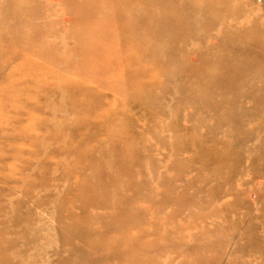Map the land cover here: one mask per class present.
Here are the masks:
<instances>
[{
    "label": "rangeland",
    "instance_id": "1",
    "mask_svg": "<svg viewBox=\"0 0 264 264\" xmlns=\"http://www.w3.org/2000/svg\"><path fill=\"white\" fill-rule=\"evenodd\" d=\"M163 1L0 0V264H264V0Z\"/></svg>",
    "mask_w": 264,
    "mask_h": 264
},
{
    "label": "bare ground",
    "instance_id": "2",
    "mask_svg": "<svg viewBox=\"0 0 264 264\" xmlns=\"http://www.w3.org/2000/svg\"><path fill=\"white\" fill-rule=\"evenodd\" d=\"M139 4H140V6H141V8L143 7L144 9H143V11H144V13H143V16H137V17H134V19L133 20H130L129 22H128V28H129V30L131 29V27L133 26V25H135V26H138L139 28H140V30H146V29H151L152 28V23L151 22H153V19H152V15H153V12H154V10L152 11V9H157V6H159V4H161L162 6L164 5V3H169V2H164L163 0H136ZM146 10L147 11H149L150 12V14H149V12H146ZM152 11V12H151ZM142 14V13H141ZM195 23V22H194ZM177 27H178V25H177ZM150 38H152V36L151 37H147V36H145L144 35V37L143 38H140L139 39V41H142L143 39L145 40V41H147V42H149L148 41V39H150ZM161 38V37H160ZM139 41L138 42H132L134 45H137L138 43H139ZM150 44H151V42H149ZM149 49L150 50H153V48L149 45ZM25 51L26 50H22V52L23 53H25ZM141 51V53H144V52H142V50H140ZM134 53H135V56H139V54L137 53V51H134ZM156 55V54H155ZM205 56H207V55H205ZM164 57V56H163ZM208 57V56H207ZM206 57V58H207ZM205 58V57H204ZM164 59H165V57H164ZM136 60H137V58H136ZM202 60V59H201ZM125 64H127L126 63V60H125ZM132 65V64H131ZM132 68H133V70H135V69H140V72H145L146 73V76L144 77V80L143 81H147L148 79H149V76H148V74H147V72H149V71H146V68L144 67H138V66H136V65H133L132 66ZM194 72H198V74L201 76V77H204V76H207L206 75V73H204V72H202V71H200V70H196V71H194V70H192V71H189V72H187L188 73V75H191L192 73H194ZM163 74V73H162ZM163 76V75H162ZM210 76V75H209ZM212 78V77H211ZM235 74L231 71L230 72V74H228L227 75V82H226V85H225V87H231V85H233V83L235 82ZM154 79H155V77H154ZM151 80V79H150ZM183 87H185V85L183 84ZM215 87H217V86H215ZM199 88V87H198ZM138 89V88H137ZM201 92H202V90H201ZM199 94H200V92L198 91V92H196V91H194L193 93H192V96H194V97H196V98H198V96H199ZM189 96V95H188ZM126 107V106H125ZM136 123V122H135ZM185 140V139H184ZM174 148V147H173ZM231 161V160H230ZM234 161V160H233ZM236 162L237 161H239V160H235ZM234 161V162H235ZM241 161V160H240ZM238 163V162H237ZM233 164H236V163H233ZM240 164V163H239ZM183 165V164H182ZM241 165V164H240ZM230 166H231V164H230ZM229 166V167H230ZM241 167V166H240ZM226 168H227V166H226ZM236 168V167H235ZM227 170V169H226ZM234 184V183H233ZM232 184V186H234ZM106 183H105V187H106ZM213 190H215V189H213ZM212 190V191H213ZM216 191V190H215ZM217 191H219V189L217 190ZM216 193V192H215ZM218 193V192H217ZM225 203H227L226 201H225ZM233 203V202H232ZM231 203V204H232ZM224 204V203H223ZM222 204V205H223ZM221 205V206H222ZM225 205V204H224ZM226 206V205H225ZM231 206V205H230ZM225 208V207H224ZM236 208V207H235ZM226 209H227V206H226ZM228 212V211H227ZM254 212V211H253ZM257 216V215H256ZM261 224V223H260ZM262 226V225H261ZM264 226V225H263ZM262 226V227H263ZM128 247H130V246H127L126 248H128ZM125 251H127V249L125 250Z\"/></svg>",
    "mask_w": 264,
    "mask_h": 264
}]
</instances>
